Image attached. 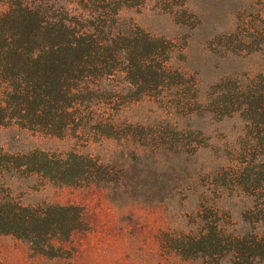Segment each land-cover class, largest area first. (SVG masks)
Returning <instances> with one entry per match:
<instances>
[{
	"label": "rangeland",
	"instance_id": "obj_1",
	"mask_svg": "<svg viewBox=\"0 0 264 264\" xmlns=\"http://www.w3.org/2000/svg\"><path fill=\"white\" fill-rule=\"evenodd\" d=\"M164 7L162 0H144L124 8L119 29L139 28L174 43L170 65L195 87L180 88L179 100L141 97L122 107L118 122L156 133L144 137L145 147L131 141L79 148L126 166L130 181L123 196L37 177L13 180L12 191L23 204L77 206L89 230L73 236L63 259L35 255L26 242L0 235V264H264L260 193L233 177L244 122L207 111L224 79L264 74V0H187L172 12ZM4 10L0 5V14ZM75 144L17 126L0 128V148L9 153L66 151ZM165 235L206 237L213 245L206 255L184 257L161 247Z\"/></svg>",
	"mask_w": 264,
	"mask_h": 264
},
{
	"label": "trees",
	"instance_id": "obj_2",
	"mask_svg": "<svg viewBox=\"0 0 264 264\" xmlns=\"http://www.w3.org/2000/svg\"><path fill=\"white\" fill-rule=\"evenodd\" d=\"M162 1L172 12L187 0ZM143 2L0 0L5 7L0 14V128L17 126L76 142L66 151L0 148V235L26 242L35 255L68 258L66 245L89 227L77 206L23 204L11 182L37 177L123 196L130 181L126 166L79 148L131 141L145 147L144 137L156 133L118 122L122 107L141 97L179 100L180 88L195 87L170 65L174 43L139 28L120 31L119 12ZM207 107L218 118L238 115L244 122L246 137L233 177L260 193L257 212L264 218V74L224 79ZM205 238L165 235L161 247L184 257L206 255L213 244Z\"/></svg>",
	"mask_w": 264,
	"mask_h": 264
}]
</instances>
